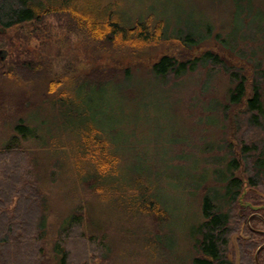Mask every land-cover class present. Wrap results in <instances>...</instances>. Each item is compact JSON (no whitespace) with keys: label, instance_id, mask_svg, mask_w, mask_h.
I'll use <instances>...</instances> for the list:
<instances>
[{"label":"rangeland","instance_id":"obj_1","mask_svg":"<svg viewBox=\"0 0 264 264\" xmlns=\"http://www.w3.org/2000/svg\"><path fill=\"white\" fill-rule=\"evenodd\" d=\"M102 1L135 20L143 16L157 22L163 17L172 23L171 28L195 30L207 22L213 36L190 52L177 41L137 51L112 49L80 30L73 32L66 15H52L45 18L44 25L4 33L0 39V51L5 52L0 60V147L12 135L18 119L42 129L39 135L44 140L21 145L34 160L29 178L36 183L45 211L43 242L48 259L53 257L61 224L79 212L84 240L91 239L92 248L101 244L93 260L83 264H190L195 256V235L189 237V228L200 221L205 189L210 194L214 191L215 204L222 211L234 208L227 251L230 260L242 264L241 251H252L255 259L257 249L264 245V188H252L247 180L261 177L253 163L264 153V118L253 125L245 101L230 105L227 94L234 86L229 75L236 73L245 78L248 96L253 84L261 87L264 104V0H245L244 10L238 12L243 24L230 38L231 0ZM218 34L228 39L226 50L218 46ZM204 50L219 53L228 72L204 66L177 79H155L149 71L163 55L183 58ZM26 60L32 63V72L20 66ZM102 72L115 75L118 85L109 88L103 105L96 102L95 107L102 106L104 113L94 114L95 120L106 131H117L114 138L124 147L122 167L133 160L146 163L143 170L150 176L149 187L160 192L162 202L173 213L170 222L132 215L130 202L135 194L128 191L127 183L104 182L94 192L85 182L86 166L76 170L73 159L81 158L76 144L83 123L81 112L67 109L57 113L54 100L58 94L53 90L58 83L72 85L89 73ZM48 130L50 137L45 136ZM233 161L238 166L233 173L242 188L238 199L228 203L221 174L225 176ZM64 240L70 249V244L75 248L82 241L71 235ZM261 257L264 259V252ZM50 262L54 264L53 259Z\"/></svg>","mask_w":264,"mask_h":264},{"label":"trees","instance_id":"obj_2","mask_svg":"<svg viewBox=\"0 0 264 264\" xmlns=\"http://www.w3.org/2000/svg\"><path fill=\"white\" fill-rule=\"evenodd\" d=\"M244 2L245 0H231L233 29L231 27L228 38L236 34L235 29L239 24H243L238 12L243 9ZM52 15L68 16L73 32L80 30L97 43H108L112 49L127 47L137 51L177 41L185 51L190 52L200 48L213 36V28L207 22H201L195 30L176 26L171 28L172 23L165 21L163 17L157 22L143 16L135 20L121 13L115 5L103 3L102 0H0V39L4 38V33L15 28L44 25L45 18ZM215 38L218 46L226 50L228 39L221 38L219 34ZM20 66L32 72L30 61L26 60ZM204 66L228 72V64L222 56L211 50H204L197 55L188 54L183 58L163 55L153 62L149 71L155 79H177ZM124 72V77L128 78L129 71ZM98 74L89 73L79 83L72 85L58 83L57 90H53L58 94L54 100L58 107L57 113L67 109L75 113L81 112L79 116L83 123L80 137L77 136L80 141L76 143L80 146L81 158L79 161L73 159L76 170L82 165L86 166L85 182L90 184L94 192L98 190L94 188L104 182L127 183L128 191L135 194L130 202L134 208L132 215L154 217L156 222H170L173 213L162 202L160 192L149 187L150 176L143 170L146 163L133 160L122 167L124 147H121V141L114 138L117 131H106L95 120L94 114L104 113L101 111L102 106L95 107L96 102L103 105L109 88L117 89L118 85L114 79L116 76L112 73ZM229 76L234 86L227 94L228 103L237 106L245 101L250 120L253 125L258 123L264 118L263 90L259 85L253 84L248 96L245 78L236 73H230ZM22 121L18 119L12 127V135L0 147V264H51L52 259L54 264H74L72 255L78 259L75 264L89 262L93 260V253L100 251L101 244L99 242L93 249L95 243L91 239L85 241L82 215L79 212L69 215L61 224L52 248L53 257L48 259L43 242L45 211L36 183L29 178L33 175L30 173L32 168L29 169L34 160L21 145L24 141L32 140L39 143L44 140V136L39 135L41 128L29 127ZM58 131L63 132L59 128ZM48 132L51 131L45 132L46 137H50L47 136ZM253 167L256 175L261 177H250L248 185L252 188H264V153L256 157ZM154 169L157 170V167ZM237 170L238 166L233 161L226 168L225 176L221 174V182L225 184L223 196L228 203L235 202L240 196L242 182L233 173ZM211 192L205 189L201 197L200 221L197 226L189 228V237L195 235V256L190 259V264H234L227 254L234 208L232 212L222 211L215 204L216 194L214 191L210 194ZM68 235L81 239V243L75 248V245L70 244L72 249L68 248V243L64 240ZM263 252L264 248L257 255L260 264H264L261 257ZM241 253L242 264H256L252 251Z\"/></svg>","mask_w":264,"mask_h":264},{"label":"water","instance_id":"obj_3","mask_svg":"<svg viewBox=\"0 0 264 264\" xmlns=\"http://www.w3.org/2000/svg\"><path fill=\"white\" fill-rule=\"evenodd\" d=\"M1 31V30H0ZM5 57V52L4 51H0V60H3ZM264 248V245L260 246L257 251H256V256H255V261H256V258H257V254L259 253V251ZM257 264V263H256Z\"/></svg>","mask_w":264,"mask_h":264}]
</instances>
